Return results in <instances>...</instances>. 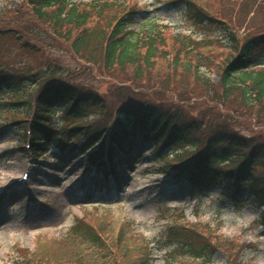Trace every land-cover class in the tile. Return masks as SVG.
I'll return each mask as SVG.
<instances>
[{
    "label": "rangeland",
    "instance_id": "374dc122",
    "mask_svg": "<svg viewBox=\"0 0 264 264\" xmlns=\"http://www.w3.org/2000/svg\"><path fill=\"white\" fill-rule=\"evenodd\" d=\"M118 1L137 12L130 30L141 32L142 26L155 20L159 27H165L161 31L167 48H178L188 41L187 58L199 67L200 75L210 86L205 89L193 80L188 82L189 76L182 84L180 79L175 83L171 73L167 82V69L161 61L144 75H151L144 82L91 65L62 40L51 37L44 24L32 19L27 0H0L2 16L21 22V28L13 29L12 34L0 35V68L41 71L40 85L53 74L70 78L72 84L96 91L109 102L112 92H122L130 86L144 100L181 107L187 117L199 119L217 114L220 122L240 133L264 138V119L232 100L215 98L217 64L231 53L221 43L218 32L203 37L182 7L171 6V0ZM194 1L229 20L239 36L246 35L252 27H264L263 13L243 5V0ZM198 54L211 59L198 61ZM167 57L171 59V55ZM26 89L19 95L0 93V264H44L45 259L53 264H77L74 260L82 256L86 263L93 264L96 253L114 259V264H122L125 260L119 245L125 237L137 250L147 252L149 264H166L167 259L172 262L171 257L184 254L181 247L176 248L177 238L167 228L170 224L191 230L196 226L202 236L209 234L239 245L240 264H264V229L257 221L263 208L242 204L233 209L230 199L220 201L218 197L226 196L228 189L224 185L198 194L187 183L170 179V170L167 175L160 174L166 166L154 161L151 142L140 139L137 145L115 152L110 163L115 174L108 178L91 165L88 155L59 151L56 145L43 155L31 157L25 148L28 139L22 127L26 119L32 118L38 88ZM16 102L20 104L11 105ZM106 115L111 125L113 111L109 109ZM10 123L12 126L8 127ZM77 141L82 143L83 139ZM260 170L264 176V169ZM23 172L29 178L18 183L16 180ZM248 196L249 192H244V197ZM253 199L251 196L249 201ZM77 222L102 236L99 250L71 236ZM213 261L223 264L225 258L217 252Z\"/></svg>",
    "mask_w": 264,
    "mask_h": 264
},
{
    "label": "trees",
    "instance_id": "16d2710c",
    "mask_svg": "<svg viewBox=\"0 0 264 264\" xmlns=\"http://www.w3.org/2000/svg\"><path fill=\"white\" fill-rule=\"evenodd\" d=\"M71 1L27 0V4L35 22L44 24L51 37L62 40L74 54L91 65L144 82L151 76L144 75L152 72L161 61L167 69L166 77L171 73L174 82L180 79L182 84L189 76L188 82L193 80L206 86L205 89L210 86L209 81L200 75L199 67L187 58L189 42L181 43L178 48H167L161 31L165 27H159L155 20L147 22L141 28L143 31L136 33L129 28L137 12L126 8L123 2ZM169 2L173 8H183L203 37L218 32L224 42L221 43L231 50L217 64L215 98L232 100L254 112L257 118L264 119V27H252L246 35L239 36L238 29L229 20L218 17L194 0ZM242 3L255 7L254 12L264 15V0H243ZM20 25L19 19L11 22L0 12V35L12 34L13 29L21 28ZM210 59L208 55H200L198 61ZM168 67L171 68L168 70ZM41 75V71L0 68V93L19 95L20 91L26 92L27 87L38 88L32 118L30 121L26 119L22 127V130L29 127L30 152L34 157L45 154L54 145L61 150L70 148V151L82 154L95 148L88 154L94 162L101 153L105 136H108V158L112 162L115 152L137 145L141 139L153 143L155 161L166 166L159 173L174 172V182L187 183L198 194L209 193L214 187L224 185L228 192L222 197L231 200V208L239 209L242 204L264 207V176L260 170L264 169L263 137L242 134L220 122L217 114L199 119L187 117L181 107L144 100L130 86L125 91L112 92L113 99L109 102L98 92L76 86L70 78L57 74L49 76L40 85ZM109 109L114 117L111 125L106 120ZM88 117L93 119L88 120ZM205 118L210 122H205ZM81 138L82 143H78ZM244 192H249L248 198L244 197ZM251 196L254 199L249 201ZM259 224L264 228V211ZM194 228L179 225L168 228L177 242L182 243L177 246L187 256L200 264H214V254L221 252L225 258L223 264H240L239 245L209 234L202 236L196 226ZM71 236L89 242L95 250L100 249V239L81 222L73 226ZM129 241L125 237L119 245L125 260L122 264H149L147 252L137 250ZM95 255L98 256L93 264H114V259ZM82 257L74 261L88 264ZM45 261L44 264L51 262ZM166 261V264H191Z\"/></svg>",
    "mask_w": 264,
    "mask_h": 264
}]
</instances>
